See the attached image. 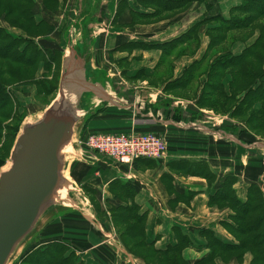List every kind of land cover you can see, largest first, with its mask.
<instances>
[{"label":"crops","instance_id":"0c3cea01","mask_svg":"<svg viewBox=\"0 0 264 264\" xmlns=\"http://www.w3.org/2000/svg\"><path fill=\"white\" fill-rule=\"evenodd\" d=\"M72 1L69 0L68 6ZM140 1L83 0L86 8L89 5L96 26L93 29L91 23L84 27L81 22L72 24L70 29L68 27L65 53L74 40L73 35H76V43L72 48L82 41L85 43L84 49L92 52V71L88 75L92 82L88 85L90 89L82 91L91 95L85 104L86 114L93 115L102 108V112L89 122L85 117L77 129V135L81 139L82 136L91 135L155 134L168 142L167 156L155 161L153 167L143 161L136 167H129L101 158L79 146L68 169L73 188L61 206L78 212L80 206L86 203L95 210L81 187L82 183L97 191V203L104 210L114 205L130 208L134 204L139 208V215L145 217L147 250L164 252L175 248L179 242H188L189 246L183 250L182 257L187 264H197L211 252L207 231H212L222 241L235 242L224 227V224L231 223L233 213L228 209L209 206L216 186L210 187L205 179L184 175V171L178 170L177 163L204 161L219 179L230 175L238 177L239 182L234 188L238 196L245 200L250 159L260 156L264 168V150L257 147H264V140L251 145L243 144L237 136L223 131L225 121L231 122L227 124L232 126L245 127L243 124L199 105L198 100L207 81V74L202 71L215 61L212 53L207 59L204 58L209 42L206 25L200 28V46L191 42L194 45L188 47L190 42H185L176 50H171L161 64L163 51L154 46L167 45L185 35L204 19V6L195 4L194 7L204 8V12L193 22L187 21L189 24L180 31H174L175 26L182 24L192 9L177 17L167 16L158 21L149 17L144 20L135 11H154L143 10ZM64 8L61 2L60 13L55 19L61 17ZM76 10L79 12L76 15H80L82 8ZM40 11L42 15V9ZM85 30H89L88 35H85ZM129 44L133 47H129ZM239 49L238 44L233 47V52ZM197 64H200L199 70L194 73L195 76L191 75L189 69ZM95 96H101L102 102L96 101ZM178 114L181 115L180 121L175 120ZM192 116L198 118L193 121ZM221 141L232 144L231 158L227 156L228 151L225 154L219 151L217 144ZM73 165L78 175H82L81 184L71 178ZM259 184L264 193V170ZM86 215L83 213L81 216L86 225L77 235L89 247L71 248L78 259L76 264H146L128 251V245L123 244L111 219H99L95 217L96 212L95 215ZM54 216L49 217L37 234L28 240L20 255L32 245L42 247L66 236L62 231L47 229L49 224L62 223L61 217ZM251 261L252 256L248 253L242 262L218 258L214 264H251Z\"/></svg>","mask_w":264,"mask_h":264},{"label":"trees","instance_id":"16d2710c","mask_svg":"<svg viewBox=\"0 0 264 264\" xmlns=\"http://www.w3.org/2000/svg\"><path fill=\"white\" fill-rule=\"evenodd\" d=\"M40 1L41 4L36 3L35 0H0V12L2 9L11 6V10L0 14H4L10 19L16 11L19 14V19L35 31L40 32L41 29L48 28V33L52 34L56 31V27L48 21L55 20V17L60 13L61 2L64 7L68 0ZM239 1L238 5L230 9L228 18L222 14L218 0H141L140 4L144 8H142L143 10L149 11L148 9H152L154 12L138 13L135 11V14L140 19L145 20L154 17V20L158 21L170 15L175 17L183 15L192 9L195 4L204 6L205 17L200 23L169 44L154 47L163 51L162 64L164 58L170 55L171 50H176L179 45L185 42H190V44L192 42L200 46V28L203 25L208 27L206 35L209 42L207 55L205 54L204 58L210 57L212 53V57L215 56V61L210 66L206 65L207 68L202 71V73L207 74V81L204 83L202 97H200L198 103L202 107L213 109L217 114L229 115L239 124H243L245 127L241 125H234L233 128L223 127V131L228 135L237 136L243 144L251 145L255 143V137L261 135L260 132L264 133V0ZM40 9H42V15L45 19L39 20L36 18V10L41 15ZM90 22L91 19H89ZM82 23L84 27L88 26V18L83 19ZM68 27H64L63 37L64 34L66 36ZM12 28H15L14 25H12ZM18 28L25 33V36L21 35L19 40H14L9 34L6 35L7 32L0 28V139L3 124L9 119H13L15 122L12 126L4 125L8 137L5 143V152L0 155V171L7 165L17 136L27 118L25 109L23 114H17L19 105L14 95L16 88L22 87L19 89H23L24 85L18 84L19 86H15L12 84L16 81L11 82L10 85L5 83L4 79L11 80V78L16 77L17 80H20L22 76L20 67H25L26 69H32L34 74L31 80L33 83L39 71H43L40 79L44 80L45 76L53 73V70H57L53 74L58 76L57 79L60 80L66 49V46L64 48L58 47L57 50L49 46L42 47L38 43L41 37L29 34L22 27ZM88 31L85 30V35L89 34ZM44 42L52 43L50 40ZM65 42L64 44L67 45V40ZM231 43L232 45L227 50L226 47ZM190 44L188 47L194 45ZM238 44L242 48H240V51L234 50L233 52V47L238 46ZM129 47L133 46L129 44ZM30 52H33L31 56L29 55ZM199 66L200 64L192 66L189 69L190 74L194 75L199 70ZM40 79L36 78L35 82ZM41 86L43 91L47 89L44 85ZM58 90L59 85L57 84L52 91L46 90L44 94H56V91L58 94ZM90 98V94L83 95V109H87L85 104ZM52 102L48 104L47 108ZM101 110L95 111L93 115H86L88 118L86 120L89 122L99 112H102ZM180 117L181 115L178 114L175 120L180 121ZM196 118L198 116H192L193 121ZM88 137L82 136L80 138L82 142H85ZM204 141L207 143V140ZM217 146L219 151L224 154L233 149L232 144L226 141L219 142ZM250 160V167L246 173L249 179L246 180L245 200L238 196L234 188L239 182L238 177L230 175L219 179L210 170L209 164L204 161L177 163L178 170L184 171V175L205 179L210 187L216 186L215 194L211 195L209 199V206L228 209L233 213L230 219L231 223L224 224V227L235 238V242L222 241L215 236V233L207 231L206 238L211 252L204 261L197 264H214L218 258H223L228 262L234 259L242 262L248 253L252 256L251 264H264V193L259 184V177L264 168L261 158L252 157ZM140 161L147 162L150 167H153L155 163V160L140 159L134 163V166L136 167ZM75 168L76 166L73 165L71 178L81 184L82 175H78L77 168ZM217 184L219 188H217ZM81 187L95 206L97 217L112 220L123 244L126 247L128 245L127 249L132 255L142 259L146 264H187L182 257V252L189 246L188 242H179L175 248H170L164 252L147 250L144 230L145 217L139 215L138 207L134 204L130 208L114 207L116 206L114 205L107 212L97 203L98 194L96 190L83 183ZM117 198L123 199L122 197ZM107 214H109V217ZM51 216L61 217L62 223L49 224L47 229L62 231L66 236L42 247L36 248L35 245L28 247L14 264L17 261L18 264L77 263L78 259L71 248L87 249L89 247L77 235V232L86 225L85 221L81 219V215L70 209L59 208ZM36 234L37 232L34 236ZM144 252H146V255Z\"/></svg>","mask_w":264,"mask_h":264},{"label":"water","instance_id":"95a60500","mask_svg":"<svg viewBox=\"0 0 264 264\" xmlns=\"http://www.w3.org/2000/svg\"><path fill=\"white\" fill-rule=\"evenodd\" d=\"M68 50L85 58L83 76L87 79L92 71L85 57L88 49H83L82 55L75 48ZM68 50L58 95L37 121L23 123L10 164L0 171V264H9L18 249L38 232L41 221L63 208L73 188L65 152L73 146L76 127L87 114L82 107L84 93L77 95L81 86L78 73H69L64 67Z\"/></svg>","mask_w":264,"mask_h":264},{"label":"rangeland","instance_id":"374dc122","mask_svg":"<svg viewBox=\"0 0 264 264\" xmlns=\"http://www.w3.org/2000/svg\"><path fill=\"white\" fill-rule=\"evenodd\" d=\"M82 1L83 0H73L71 2L70 6H68L69 5V0H68L66 5L64 6L65 8H64L63 14L60 15L61 17L59 19H55L53 21L52 20L48 21L51 25H54L56 27V31L54 33H52V34L48 33L49 32L48 28H43V29L40 30V32L39 31L38 32L35 31L27 23H25L24 21L19 19V14L16 11H15L14 15L10 17V19H8L4 14H0V28L4 29L7 32L6 35L9 34L14 40H19V39H21V35L25 36L24 35L25 34L24 31L22 29L18 28V27H22L29 34L41 37V40L39 39L38 43H40L42 45V47L49 46L51 48L52 47L55 48L56 50H57L58 47L64 48V46H66L64 43H66L65 41L67 40V36H69V31H67L66 32V36L64 34V37H63V29H64L65 26H69V29H70V26L72 24H75V23L80 24L83 19H87V18H88V25H92L93 23H95V19L92 18L91 15H90L91 11L89 10V5H87L88 7L86 8V3L82 2ZM35 2L37 3L36 0H35ZM38 2L41 4L40 0H38ZM239 2H240L239 0H218V5L221 8L223 14L226 17H228L230 9L233 6L238 5ZM81 4H82V7H81ZM79 7L82 8V12H81L80 15H76V14H79V12L76 10ZM8 10H11V6L8 7V8L2 9L0 13L8 11ZM201 12H204V8H198L197 6L193 7L192 10L186 14V16H187V18L185 17L186 20L181 22L182 24L176 25L175 28H174V31H180L184 26H187L189 24V23H187V21L193 22L195 19H197V17L200 16ZM82 14H84V16H82ZM97 15H98V13H97ZM170 16H172V15H170ZM36 18L39 19V20L40 19L41 20L45 19V17H43V15L38 14L37 10H36ZM89 19H91L90 23H89ZM12 25H14L15 28H12ZM95 26L96 25H94V24L92 25L93 29H94ZM25 39H27V38H25ZM73 39L74 40H73L70 48H72L73 45L76 43V35H73ZM49 40L52 43H45L44 42V41H49ZM22 41H25V40H22ZM26 42H28V41H26ZM24 44H26V43H24ZM231 45H232V43L229 44L228 47H226L227 50L229 49V46H231ZM84 47H85V43L82 42V41H79L76 44L75 50L80 55H82ZM240 48H242V47H240ZM235 51H237V50H235ZM239 51H240V49H239ZM68 52H69V54L68 53L66 54V57H65V60H64V67L69 71V73L71 71L73 73H75L77 71L78 77H79V85H81L80 87H78V91H77V95H78L80 92L90 89V87L88 85H91L90 83L92 81L90 79H88V78L86 79L83 76V71H84V67H85L86 61L83 58H81V57H77L73 51L70 52V50H68ZM32 54H33V52H30L29 55L31 56ZM86 55L87 56H85V57L88 60H91L92 52H91L90 49H88V54L86 53ZM20 68L22 69V72H21L22 76H21L20 80H17V78L15 77V78H11V80L5 78L4 81H5V83H9L10 85H11V82H14V81H16V82L12 83V84H14L15 86L24 85L23 89H19V88H22V87H19V88H16L17 90L14 91V95L16 96V100H17L18 105H19L17 114H23L24 113L23 111L25 109L27 118L25 119L24 122H32L33 123V122L37 121L42 116V112H44L43 110H46L48 104L50 102L54 101L53 99H55V97L57 96V91H56V94L54 93V94H51V95L44 94V92L46 90H51L52 91L54 86H57V84L60 85L61 78L59 76L60 80L57 79L58 76H55V74H53L54 71H55V70H53V73L45 76V78L43 80V79H40V78H42L43 71H39V73L35 76L34 83H33L32 80H31V77H33V74H34L32 72V69H30V68L26 69L25 67H20ZM56 71H55V73H56ZM100 77H102V75H100ZM36 78H38L40 80L35 82ZM35 83H36V85L38 87L35 85ZM32 84H34V85H32ZM29 85H31V86H29ZM41 85H44L45 88H47V89L45 91H43ZM77 95H76V100H78V96ZM95 97H96V101L99 100V102L100 101L102 102V97L101 96H95ZM97 97H98V100H97ZM20 108H21V110H20ZM227 116H229V115H227ZM226 119L232 120L230 117H227ZM2 123H4V122H2ZM14 123L15 122L13 121V119H9L8 121H6L3 124V131H2V136H1V139H0V155H3V153L5 152V143L7 142L6 139L8 137L7 129H6L5 126H12ZM227 123H231V122L225 121V124H224L225 127L231 128L232 125L227 124ZM78 125L76 127V132H75V137H74V141H73L74 142L73 146L68 148L66 150V152H65L66 153V155H65L66 156V160H67L68 163H70L73 159H75V157H76L75 154H76L77 150H79V143H78L79 139H78V135H77V133H78L77 132L78 131L77 130L78 129ZM232 128H233V126H232ZM260 134H261L260 136H256L255 137L256 138L255 142H257V141L262 142V140H264V133L260 132ZM164 142L166 144V148H167V151H168L169 150L168 142L165 141V140H164ZM83 146L88 150V148L85 145H83ZM261 146L262 145H258L257 147L264 150V147L263 146L261 147ZM89 151H91V150L89 149ZM91 152H93V151H91ZM79 154H81V153L79 152ZM98 155L101 158L110 159V158H108V157H106L104 155H101V154H98ZM227 156L229 158H231L232 157V153L230 151H228L227 152ZM259 157L260 156H258V155L256 156V158H259ZM110 160L112 162H115L112 159H110ZM115 163H117V162H115ZM9 164L10 163H7V168L9 166ZM122 166H125V165H122ZM71 198L74 201V198L72 196H71ZM79 209H80L81 212L78 211L77 213L79 215H81V216H83V213L87 214L86 216H89L88 214L95 215V212H94L95 210L90 209L88 207V205H86V203L84 205H81ZM107 212H108V210H107ZM107 215L109 217V214H107ZM96 216L97 215H95V217ZM48 218L49 217L47 216L41 221V223L38 226L37 230L42 228V226L48 220ZM97 227L100 229L99 226H97ZM25 244H23L18 249V251L15 253L14 257L12 258V260L10 261L9 264H14V262H16V260L19 257L21 251L23 250ZM16 264H18V261H17Z\"/></svg>","mask_w":264,"mask_h":264},{"label":"built area","instance_id":"2783aa9c","mask_svg":"<svg viewBox=\"0 0 264 264\" xmlns=\"http://www.w3.org/2000/svg\"><path fill=\"white\" fill-rule=\"evenodd\" d=\"M84 145L129 167L140 159L163 160L168 152L164 140L155 134L92 135Z\"/></svg>","mask_w":264,"mask_h":264},{"label":"bare ground","instance_id":"6f19581e","mask_svg":"<svg viewBox=\"0 0 264 264\" xmlns=\"http://www.w3.org/2000/svg\"><path fill=\"white\" fill-rule=\"evenodd\" d=\"M77 87H78V86H77ZM72 89H74V88H72ZM57 95H58V94H57ZM54 100H55V99H54ZM97 100H98V97H97ZM91 136H92V135H91ZM78 143H79V146H81V147L84 145V142H82L81 139H79V142H78ZM88 150H89V148H88ZM91 151H92V150H91ZM93 152H94V153H97V152H95V151H93ZM98 154H99V153H98ZM6 168H7V167H5L4 170H6ZM67 176H68V174H67Z\"/></svg>","mask_w":264,"mask_h":264}]
</instances>
